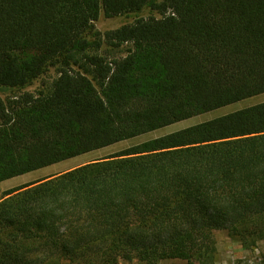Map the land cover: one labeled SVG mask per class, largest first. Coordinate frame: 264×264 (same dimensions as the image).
<instances>
[{"label":"trees","instance_id":"1","mask_svg":"<svg viewBox=\"0 0 264 264\" xmlns=\"http://www.w3.org/2000/svg\"><path fill=\"white\" fill-rule=\"evenodd\" d=\"M51 69L0 98V183L264 94V0H0V88ZM5 197L0 264L212 262L217 230L264 241V103Z\"/></svg>","mask_w":264,"mask_h":264},{"label":"rangeland","instance_id":"2","mask_svg":"<svg viewBox=\"0 0 264 264\" xmlns=\"http://www.w3.org/2000/svg\"><path fill=\"white\" fill-rule=\"evenodd\" d=\"M156 17L160 18V14L154 12L150 9H145L137 14H129L122 17H117L113 19H108L101 14L99 20L95 23L96 29L101 33H106L107 31L116 30L124 25H130L135 23L137 20L142 18ZM132 45H125L119 49H113L110 51L109 57L122 58L125 57L127 51L132 49ZM110 48L105 45L101 53H104ZM58 78L55 69H51L47 75L41 79L35 81L32 85L22 89V90H12L0 88V98L3 100H8L14 96H18L20 93L30 92L38 93L41 91L48 92L53 85V82ZM264 103V94L256 97H252L236 104L215 110L213 112L203 114L171 126L159 129L157 131L151 132L149 134L121 142L119 144L113 145L111 147L105 148L100 151L89 153L29 174L19 176L8 181L0 183V203L6 199L5 194L8 191H14L21 187L37 183L43 179H47L79 166L85 165L97 159H101L112 154L122 152L133 146L140 145L144 142L160 138L171 133H175L189 127L214 120L216 118L235 113L237 111ZM0 235V239H1ZM6 240V237H2ZM214 239L216 244V251L213 256V261L206 264H264V241L262 242H252L250 240H243L239 236L231 235L226 230H217L214 232ZM62 264H69L63 261ZM118 264H146L138 259L129 262L123 258L119 259ZM159 264H199L196 260L186 261L181 259H170L161 261Z\"/></svg>","mask_w":264,"mask_h":264}]
</instances>
